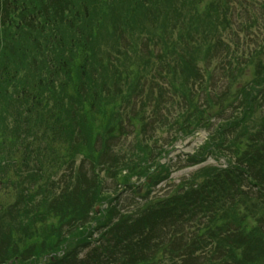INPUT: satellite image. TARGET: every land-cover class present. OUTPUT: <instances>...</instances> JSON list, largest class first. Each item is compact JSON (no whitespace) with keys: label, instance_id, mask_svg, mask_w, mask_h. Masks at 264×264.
Listing matches in <instances>:
<instances>
[{"label":"trees","instance_id":"1","mask_svg":"<svg viewBox=\"0 0 264 264\" xmlns=\"http://www.w3.org/2000/svg\"><path fill=\"white\" fill-rule=\"evenodd\" d=\"M228 12V0H0V264H264V42L247 61L223 35ZM151 32L181 62L156 126L170 149L142 142L145 109L129 111L160 72L123 41ZM220 49L230 74L216 91ZM200 130L182 169L225 164L151 196L176 142ZM107 180L147 192L123 207Z\"/></svg>","mask_w":264,"mask_h":264},{"label":"rangeland","instance_id":"2","mask_svg":"<svg viewBox=\"0 0 264 264\" xmlns=\"http://www.w3.org/2000/svg\"><path fill=\"white\" fill-rule=\"evenodd\" d=\"M263 1L264 0H228L229 12L227 14V17L230 21V26L227 28L226 31H223V35L226 39H234V41L239 45L240 50L245 53H243L242 56L245 58V56L247 55V61L250 59L249 53L252 54L255 52H260L262 44L264 42V11L260 5V3ZM151 22L152 23H150L149 25L150 28L156 26L154 21ZM135 37L137 38L136 42L131 38H128L129 40L123 41V43L127 44V49H129L128 42H130L133 47V50L136 51L135 57H139L141 59L149 58L151 62L154 63L155 69L157 71L159 70L160 75L156 77V84L153 90H147L146 93L141 96V99L139 97H136V99L134 100L133 107L131 108V110H129L130 116L132 117L133 115L135 117L136 114L145 109V114L143 115L146 119V121H144L146 128L145 131H143L142 136L139 137V139L142 142H147L151 146H154L155 140L159 141L160 137L161 147L170 149V146L168 144L169 142H167L166 140L172 138L171 134L169 132H156V126L160 129H164L162 128L160 122L166 116L167 111L170 110V105L167 102V100H169L168 93H172L170 88V82L172 86V80H175L173 78L174 68H181V62L179 59H173L176 56H167L166 58H164V53H166L165 45L159 43L157 32H151L148 36L145 35L144 37H139L137 34H135ZM150 51H154V56H152ZM181 51L182 50H180V52ZM225 51V49H220L219 52L214 54V57L212 59L213 63L211 65V71L214 79L212 83L213 88H216V91L220 90L221 87L226 83V78L229 80L230 72L226 69H224L226 70V72H224L218 64L221 61L220 58H224ZM130 54H133L132 51H130ZM156 55H161V57H156ZM162 61V64L165 63V66L168 63L171 64L173 68L166 69L165 67H160ZM242 62H244V60H242ZM154 72L155 70L153 71L152 75L149 76L152 77L154 75ZM151 91L152 95L149 98H146L145 95L151 93ZM156 93H161L162 99H159ZM178 115L179 112L175 113V116ZM127 130H132L130 123L129 128ZM206 135L207 133L205 131L200 130L199 134H197L194 138L190 140L180 139L178 142H176L174 151H172L169 158L167 159V161L173 167V175L171 177L172 180L167 181V183L169 184L162 183L158 187H154V189L152 190L154 191V194H151V196L155 194H157V197L159 195H165L170 191V188H172L173 186H177L184 178L189 176V174L193 170L184 168L182 169V165L185 163L186 155L188 153H194L195 150L198 149V147L200 146L199 143H197L198 139L204 142ZM125 140V148H130L136 143V138L133 134H130ZM186 143H188V145H186ZM119 147L121 146L119 145ZM224 163V160L217 163L213 159H209L205 165H222ZM139 186L140 188H142V192L147 191L146 188H143V185ZM106 187L111 188L110 191H108L110 193H114V188L118 189V193L122 197V206L125 205V203L131 201L133 202L128 205L137 206L142 202L140 198L134 197L132 193V188H130L129 186H117L114 181L107 180Z\"/></svg>","mask_w":264,"mask_h":264}]
</instances>
